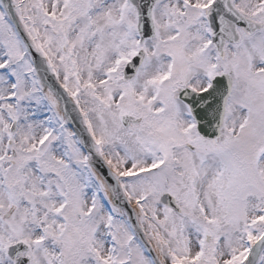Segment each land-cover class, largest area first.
<instances>
[{"label": "snow or ice", "instance_id": "obj_1", "mask_svg": "<svg viewBox=\"0 0 264 264\" xmlns=\"http://www.w3.org/2000/svg\"><path fill=\"white\" fill-rule=\"evenodd\" d=\"M0 264H264V0H0Z\"/></svg>", "mask_w": 264, "mask_h": 264}]
</instances>
